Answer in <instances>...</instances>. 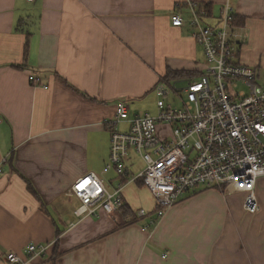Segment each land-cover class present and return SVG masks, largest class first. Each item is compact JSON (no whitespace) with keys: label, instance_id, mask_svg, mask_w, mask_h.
I'll return each mask as SVG.
<instances>
[{"label":"crops","instance_id":"0c3cea01","mask_svg":"<svg viewBox=\"0 0 264 264\" xmlns=\"http://www.w3.org/2000/svg\"><path fill=\"white\" fill-rule=\"evenodd\" d=\"M189 3L210 6L207 24L226 5L245 18L235 27L237 60L264 75V0H0V264L30 243L58 248L31 264H264V180L250 220L241 204L218 224H175L166 218L174 207L152 227L73 215L79 202L69 191L79 178L116 184L102 170L110 158L103 121L114 119L117 102L146 98L167 69L199 78L192 30L170 22L177 6L189 17ZM138 190L127 185L124 200ZM202 191L232 208L222 193Z\"/></svg>","mask_w":264,"mask_h":264},{"label":"built area","instance_id":"2783aa9c","mask_svg":"<svg viewBox=\"0 0 264 264\" xmlns=\"http://www.w3.org/2000/svg\"><path fill=\"white\" fill-rule=\"evenodd\" d=\"M188 9L185 18L177 6L171 26L186 25L192 30L203 53L204 72L195 80L160 79L153 91L155 116L132 112L125 100L117 102L114 119L103 121L110 131V158L102 172H113V183L118 185L108 183L107 188L93 173L79 178L69 191L79 202L73 212L76 218L105 213L117 219L124 205V188L138 180L154 200L152 214L144 209L136 212L137 218H147L149 226L199 188L240 195L243 211L258 213L256 187L264 180V87L257 84L254 68L235 62L238 34L229 5L212 25L203 23L210 18L208 12L192 3ZM239 86L247 91H239ZM173 98L180 100L179 107L171 105ZM136 158L143 169L134 175ZM51 245L30 243L23 257L8 253L4 261L31 264L45 258Z\"/></svg>","mask_w":264,"mask_h":264},{"label":"rangeland","instance_id":"374dc122","mask_svg":"<svg viewBox=\"0 0 264 264\" xmlns=\"http://www.w3.org/2000/svg\"><path fill=\"white\" fill-rule=\"evenodd\" d=\"M203 23L206 24L207 20H204ZM235 62H238L237 58H235ZM201 63H202L201 73H203L204 72V57L202 58ZM254 69L256 70L257 75H258L257 84L264 87V75H263L262 68L259 70V72L256 68ZM180 86L181 85L178 84V87ZM238 90L247 91V88L245 86H239ZM169 99H171V97ZM156 102H157V97L155 93L153 92L146 98L133 103V105H131L132 112L138 113V114H149V115L155 116L157 114ZM170 103L173 107L180 106V100L178 98H173V100H170ZM158 129L160 131L163 129V127L159 126ZM163 133L164 132H162V134ZM133 167L134 168L131 170H132V173L135 175L138 171L143 169V164L139 161L138 158H136L133 161ZM105 183H106L107 188H109L108 183L110 182L105 181ZM117 185L118 183H116V185H113V186H117ZM137 189H139L137 191V198L132 201L128 200L129 205L132 207L134 211L139 210V209H144L145 211L151 210L154 207L153 197L145 188L137 187ZM259 189L260 187L258 188V191ZM202 190L204 189L199 188L197 190L191 191L188 196H184L182 199H180L176 204L177 206L176 205H175L176 207L173 206L174 207L173 210L166 216V218L173 220V222H176L175 224L183 223V222H187V223L194 222V224L196 225H198L199 223L204 224L203 222L211 221L212 219H214V222L217 224L220 222V220H218L219 218H222V220H226V219H231L233 217L235 219V211H234L233 206L235 204H241L242 206V198L240 195L234 194L231 196H227L228 203L232 205V208H231V206L227 207L226 204H224L223 206L220 200L221 198L217 195L212 196L211 194H209L203 197H201V195L197 196L196 193L197 194L202 193L203 192ZM204 192H207V191H204ZM256 194L258 195V192H256ZM187 197H192L191 199L193 198H196V199L195 200L189 199L191 201L189 200L186 201L185 199H187ZM182 201L184 202L181 203ZM235 206H239V205H235ZM248 216L250 220L252 218V215H248ZM119 217H120V214H119ZM143 221L145 220L141 219L139 221V226L143 225ZM234 223L235 222H233L232 220V225L236 231V227H235L236 225ZM236 234H237V231H236ZM158 250H159V257H160L162 255V250H164V252L167 253V250L169 249L163 248L162 250L161 249H158Z\"/></svg>","mask_w":264,"mask_h":264},{"label":"trees","instance_id":"16d2710c","mask_svg":"<svg viewBox=\"0 0 264 264\" xmlns=\"http://www.w3.org/2000/svg\"><path fill=\"white\" fill-rule=\"evenodd\" d=\"M198 7H199L198 9L204 10V11L208 12L209 16H211L210 15V10L211 9H210V6L209 5H198ZM179 9H180V6H179ZM232 24H233L234 27H243L244 24H245V18H243V17H237L236 16L233 19V23ZM236 58H238V53L236 54ZM197 77H198V75L197 74H194L192 72H188V71H186V72L185 71H174V70L172 71L170 69H167L166 72H165V74H164L163 79L166 80V81L176 80V79H190V80H195ZM122 182H124V180H122ZM134 184L138 188H144L141 180L136 181ZM27 186H28L29 190L35 196H37L36 193H35V191L33 190L32 186L30 185V183L28 181H27ZM38 198L39 197L36 198L38 200V202H41ZM123 200H124V195H123ZM154 209H155V206L151 210L148 211L149 215L152 214V212H153ZM137 211L138 210L134 211L132 209V207L124 200V205H123V207H122V209L120 211V217L124 221V224L122 225V227L131 225V224H135V223L139 222V220H141V219L137 218V216H136V212ZM145 219L147 220V218H145ZM157 220L158 219L155 220L154 224L157 222ZM153 225H151V226L148 225V227H152ZM122 227H120V228H122ZM57 234L59 236L60 235V232L58 231ZM57 250H58L57 243H54L53 245H51L50 249L48 250L47 256L54 258L55 256H57ZM37 260H41V259H37Z\"/></svg>","mask_w":264,"mask_h":264}]
</instances>
